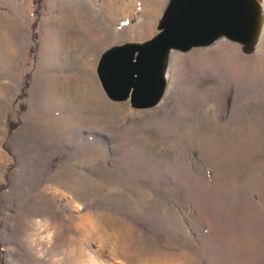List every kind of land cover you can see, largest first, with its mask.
<instances>
[{"label": "rangeland", "instance_id": "rangeland-1", "mask_svg": "<svg viewBox=\"0 0 264 264\" xmlns=\"http://www.w3.org/2000/svg\"><path fill=\"white\" fill-rule=\"evenodd\" d=\"M188 1L128 0L112 46L98 13L89 79L45 68L33 8L26 62L0 61V264H264V0L259 35L172 50L158 93L112 77Z\"/></svg>", "mask_w": 264, "mask_h": 264}, {"label": "crops", "instance_id": "crops-1", "mask_svg": "<svg viewBox=\"0 0 264 264\" xmlns=\"http://www.w3.org/2000/svg\"><path fill=\"white\" fill-rule=\"evenodd\" d=\"M49 3L52 6L44 12V16L40 20L41 24L35 28L37 33L41 35V56L43 51L48 55L47 57L43 56L45 58L43 61H46L45 68H48L49 73L56 69L65 71L76 65L79 70L86 74L88 79L95 76L98 13L101 17V23L107 24L111 30L109 40H105V37L102 41L103 46L114 44L112 38L114 18L116 19V35L126 31V38L122 39V42L128 39V0H121V2L119 0H101L99 3L97 0H83V3L88 6L82 10L76 0H71V7L61 5L68 3L66 0H49ZM0 6L7 10L4 13L0 11V48H4L0 50V55L3 56L0 61L12 62V56L17 57L20 54L19 59L26 62V54L29 52L28 47L32 38L33 1L0 0ZM86 11L88 13H85ZM92 30L95 32L93 33ZM69 55L71 56L69 57ZM38 72L41 75L42 70ZM67 76L71 77L72 75L67 74ZM23 77V72L16 76L18 80H22ZM36 78H39L37 74Z\"/></svg>", "mask_w": 264, "mask_h": 264}, {"label": "water", "instance_id": "water-1", "mask_svg": "<svg viewBox=\"0 0 264 264\" xmlns=\"http://www.w3.org/2000/svg\"><path fill=\"white\" fill-rule=\"evenodd\" d=\"M251 1L250 9L256 16L250 22L242 0H189L174 18L173 31L159 39L132 45V49L143 53L140 58L135 57L126 64L125 61H116V74L112 77L117 88L122 90L125 79L128 88L146 94H156L163 86L165 78L161 75V67L164 68L172 50L181 51L203 46L220 37L242 42L247 37L254 36L252 30L249 33L245 31L247 26L254 28L261 22L262 10L255 0ZM129 49H123L122 52ZM107 57H112V47L102 54L99 66Z\"/></svg>", "mask_w": 264, "mask_h": 264}, {"label": "bare ground", "instance_id": "bare-ground-1", "mask_svg": "<svg viewBox=\"0 0 264 264\" xmlns=\"http://www.w3.org/2000/svg\"><path fill=\"white\" fill-rule=\"evenodd\" d=\"M242 2L245 4V6H246V9H247V17L249 18V20H250V22L251 21H253V19H254V17L256 16V14L250 9V7H251V0H242ZM153 8V7H152ZM260 27H261V22H258V25H255V27L253 28H251L250 26H247V29H246V33H249V32H251V30L254 32V36L255 35H259L260 34V32L262 31H260ZM246 41V40H245ZM264 66V65H263ZM263 66H259L260 67V71H262V69L264 68ZM258 73H259V71H258ZM164 74V75H163ZM161 75L163 76V77H165V70L163 71V66L161 67ZM260 75H262V74H260ZM264 76V75H263Z\"/></svg>", "mask_w": 264, "mask_h": 264}, {"label": "trees", "instance_id": "trees-1", "mask_svg": "<svg viewBox=\"0 0 264 264\" xmlns=\"http://www.w3.org/2000/svg\"><path fill=\"white\" fill-rule=\"evenodd\" d=\"M33 4L35 5V7H34V10H35L36 8H38L39 0H33ZM35 12H36V10H35ZM34 26H35V22L32 23V27H34Z\"/></svg>", "mask_w": 264, "mask_h": 264}]
</instances>
